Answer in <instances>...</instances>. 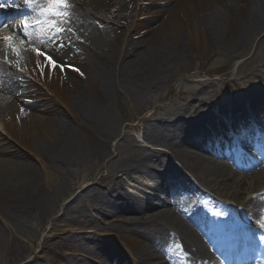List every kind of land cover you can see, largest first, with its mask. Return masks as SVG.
<instances>
[{"label":"bare ground","instance_id":"1","mask_svg":"<svg viewBox=\"0 0 264 264\" xmlns=\"http://www.w3.org/2000/svg\"><path fill=\"white\" fill-rule=\"evenodd\" d=\"M142 1L151 3L142 5ZM76 2L78 4H74L73 13L68 11V15L77 29L78 26L82 29V25H91L90 19H97L112 29L107 31L109 35L101 38L99 28H91L94 43H86L87 46H83L82 51L81 44H75V40L68 41L62 36L56 40L51 38L43 43L39 42L42 49L60 64H71L73 71H59L46 64L41 57L31 54L26 58L25 66L32 73L33 80L24 72L18 76L24 80L21 83L3 72V80L0 82L2 221L13 222L38 214L45 215L53 198L50 192L55 190L58 182L57 173L70 159L73 150L86 152L100 160L105 157L111 160L110 140L115 137L116 130L110 109L117 96L114 89L117 83H132L141 88L155 87L169 68L186 58L192 50L207 52L220 45L234 51L248 42L250 34L264 29V0ZM37 13L41 15L40 11ZM139 14H148L149 17L140 19ZM31 16L29 13L25 19ZM153 24L154 28H150ZM77 29L74 37L80 36L74 39L84 38L87 41L86 36L79 34ZM144 29L147 30L143 35L133 38ZM42 64L46 65L43 81L36 71ZM13 93L14 101L11 102L9 96H13ZM250 99L254 100L248 101L249 104L239 103L234 108L217 112L230 122H236L241 119V115L237 113L239 110L246 105L255 109L253 105L250 106L252 103L264 101V91ZM147 108L144 106L133 111L130 107L125 118L128 121L136 120ZM162 110L164 109L156 106L150 112L149 119L154 118V123L150 129L145 126L141 138L154 147L164 143L170 158L154 149L143 157L126 159L115 170L120 176L117 172L112 173L111 181L101 192L102 199L94 209L103 222L109 217L118 218L111 226L112 229L108 230L119 240L121 246L118 250L127 252L131 257L128 263L124 260L125 264H217L216 258L206 251V241L189 228L184 219L211 228L206 211L183 203L177 205L178 210L155 208L146 213L147 208L155 205L136 196L124 200L122 177L151 174L148 170L153 162H157L162 164L161 178H175L177 182L193 190L206 206L212 204L208 194L212 193L224 199L228 205L234 204L238 210L246 207L250 211H256L264 201V196L260 193L264 190V166L252 161L251 164L241 163L237 166L238 170L232 171L220 159V150L210 151V157L190 151L184 143L207 132L202 121L192 115L187 119L181 118L186 112L184 110L160 112ZM207 113L215 120L213 125H216L219 114H213L209 108ZM162 115L165 117L158 118ZM262 152L264 153V148ZM171 158L188 172L191 180L186 174L176 171L178 168L173 165ZM84 190L80 193L83 194ZM87 192L89 190L85 191ZM172 196L176 194L172 192ZM84 197L87 200V194ZM215 205L221 206L222 212L228 211L227 206L223 207L219 199L215 200ZM83 228L81 224L76 225L78 230ZM94 228L98 229L97 226ZM14 239L12 237L11 241ZM48 239L49 237L42 240L41 248H47ZM92 240L98 246L97 251H85V254L95 252L98 264H116L112 262L118 261L117 255L107 254L112 250L111 245H107L103 239L94 237ZM69 241L73 243V238ZM31 247L37 248L34 244ZM38 257L34 255V259ZM55 257L53 255L51 258ZM30 261L31 259L27 263ZM47 263L52 264L49 259ZM65 263L86 264L79 257L69 258Z\"/></svg>","mask_w":264,"mask_h":264},{"label":"rangeland","instance_id":"2","mask_svg":"<svg viewBox=\"0 0 264 264\" xmlns=\"http://www.w3.org/2000/svg\"><path fill=\"white\" fill-rule=\"evenodd\" d=\"M90 24L82 29L87 44L94 43L91 28H99L101 38L106 34L109 35L107 31L112 29L105 23L97 24L95 21H90ZM151 27L154 28V24ZM94 39L97 40L96 37ZM247 40L246 44L234 51L220 45L207 52L192 50L186 58L172 65L162 80L152 88H141L132 83H117L114 87L117 96L113 100L114 106L110 109L116 130L115 137L110 140L111 160L108 157L100 160L91 157L86 152L73 150L70 159L57 173L58 182L55 190L50 192L53 198L45 215L38 214L35 217L31 216L28 219L13 222L0 220V264H48L47 259L52 264H66L65 260L74 257L83 258L86 264H98V255L95 252L91 255L85 254V251H97L98 246L92 240L94 237L103 239L107 245H111L112 250L107 254H116L118 257V261L112 263L122 264L125 259L127 263L131 261L127 252L118 250L121 244L114 237L113 232L108 230L112 229L111 226L117 222L118 218L109 217L103 222L94 209L102 199L101 192L110 183L112 173L117 172L115 170L121 167L126 159L135 156L143 157L154 149L170 158V153L164 143L154 147L153 144L141 138V132L145 126H147L146 129H150L154 123V118L149 119V114L156 106L164 109L160 112L184 110L186 112L181 118L187 119L189 115H192L198 117L203 126H207V123L212 120L207 113V108L213 112L218 110L223 112L227 108H234L239 103L248 102L250 97H257L259 92L264 91V29L250 34ZM87 44L82 45L80 50L82 51L83 46ZM211 72L217 73L212 77L206 75ZM213 104L217 105L213 107ZM252 105L257 108V111L262 108L255 102ZM144 106L148 108L138 119L128 121L125 118L130 107L134 111ZM251 111L255 115L253 118H258L257 115L262 116L259 112ZM237 113L244 112L241 109ZM160 117H165V115L158 116ZM171 134L172 132L168 135ZM242 137L243 134L237 131L238 142ZM184 146L195 153L196 150L191 144L184 143ZM171 162L177 166V172L186 174L189 180L192 179L175 159L171 158ZM161 165L153 162L148 170L151 174L148 173V175L140 173L133 174L130 178L123 176L122 190L125 192L123 199L136 196L148 204L154 202L155 206L147 208L146 213L155 208L167 210L168 205H163L155 199L157 196L161 198V201H167L163 194H156L148 186L149 184L156 187L161 184L162 176L159 174L162 170ZM117 175L120 176V173L117 172ZM164 186H166L165 183ZM83 189L85 190L81 194ZM87 190L89 192L85 193ZM183 193L184 191L180 192L181 195ZM189 193L193 195L192 191ZM85 194H87V200H85ZM209 195L224 201L212 193ZM186 197L192 198V196ZM123 216L129 217L127 214ZM238 217L241 216L238 215ZM235 220H237L236 217ZM226 223L230 225L232 218L228 217ZM80 224L84 228L76 229V225ZM94 226L98 229L96 230ZM12 237L15 238L13 242ZM48 237L47 248H41L42 240ZM70 238H73V243L69 241ZM18 242L20 244H17ZM31 244L37 248L31 249ZM35 254L39 256L37 259H34ZM53 255L56 257L51 258ZM30 259V263H27ZM8 260L19 262L9 263Z\"/></svg>","mask_w":264,"mask_h":264},{"label":"snow or ice","instance_id":"3","mask_svg":"<svg viewBox=\"0 0 264 264\" xmlns=\"http://www.w3.org/2000/svg\"><path fill=\"white\" fill-rule=\"evenodd\" d=\"M4 2L5 0H0V6H3ZM26 3H31V0H26ZM47 5L48 6L42 10L41 12L42 15L48 14L51 16H55L57 18H64V19L68 17V7H69L68 0H47ZM56 25H57V20H52L49 26L55 27ZM28 27H30V25L27 22H25V24L22 26V29H21V33L25 37L28 35V33L24 30L27 29ZM64 30L65 29L62 27L56 28L57 33L63 32ZM3 39L8 41V46L12 49V51L16 55H19V51L16 48V46L12 43L11 38L4 37ZM35 51L37 52V55H44L45 59L49 62V64L52 67L56 66V62L50 56L43 53L40 49H35Z\"/></svg>","mask_w":264,"mask_h":264}]
</instances>
